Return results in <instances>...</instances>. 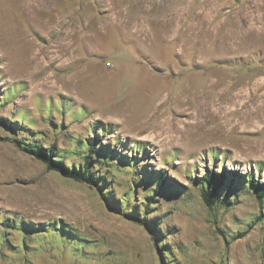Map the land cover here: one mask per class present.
<instances>
[{
    "label": "rangeland",
    "instance_id": "374dc122",
    "mask_svg": "<svg viewBox=\"0 0 264 264\" xmlns=\"http://www.w3.org/2000/svg\"><path fill=\"white\" fill-rule=\"evenodd\" d=\"M263 23L264 0H0V264H264ZM93 136L100 190L21 147L78 167ZM205 170L236 172L211 207Z\"/></svg>",
    "mask_w": 264,
    "mask_h": 264
},
{
    "label": "trees",
    "instance_id": "16d2710c",
    "mask_svg": "<svg viewBox=\"0 0 264 264\" xmlns=\"http://www.w3.org/2000/svg\"><path fill=\"white\" fill-rule=\"evenodd\" d=\"M5 127L10 128V122L3 121ZM100 140L97 136L87 137L85 139L86 144V152L82 156V162L78 167H76L73 163L70 165L65 164L62 160L57 159L55 156L56 146L55 144H50L47 147L32 145L29 143H24L22 145V149L28 154L32 155L38 160H41L48 170H54L59 172L62 176L71 178L78 182H83L88 184L91 187L96 188L97 190L101 189L102 178L93 170V164L98 161L106 162L111 160V156H104L101 158V155H98L99 149L103 144H101ZM100 145V146H99ZM101 153V152H100ZM101 159V160H100ZM120 159V158H119ZM234 174L236 172L231 171L230 173L221 172L216 173L214 170H205L202 174L201 180V188H200V196L205 203L206 206H213L218 199V196L221 192V188L225 185L227 181L229 183L234 182L236 178H234ZM157 184L153 188L152 193L145 196L146 202L142 205L143 214L145 215L142 219L146 218V214L151 207L153 200L156 195H158L165 184V177L160 175L157 177ZM250 187L253 189L255 197L258 200H262L264 198V183L259 181L250 180ZM137 183H135V188L137 187ZM128 198V196H126ZM127 198H123L127 201ZM114 212L120 213L119 208H113ZM142 223V222H140Z\"/></svg>",
    "mask_w": 264,
    "mask_h": 264
},
{
    "label": "bare ground",
    "instance_id": "6f19581e",
    "mask_svg": "<svg viewBox=\"0 0 264 264\" xmlns=\"http://www.w3.org/2000/svg\"><path fill=\"white\" fill-rule=\"evenodd\" d=\"M41 1V0H40ZM47 2H49V1H47ZM48 6V5H47ZM29 9V8H28ZM115 18V17H114ZM261 18V17H260ZM50 22V20L49 19H46V21L44 22V24L45 25H47L48 23ZM264 24V23H263ZM225 44V43H224ZM223 44V45H224ZM234 45H236V44H234ZM229 46H231L230 45V43H228V44H226V46H225V48L226 49H228V48H231V47H229ZM58 52H59V55H57V54H55L54 52H52L51 54L49 53V59H50V61H52V62H54V61H56L58 58H60V60H61V62H63V59H61V57L62 56H65V58L67 57L68 59H70V61H72L71 60V54L69 55V54H67V51H66V47H64L62 50H61V48L60 49H58ZM71 52H73V51H71ZM37 54V53H36ZM72 55H73V53H72ZM66 58V59H67ZM69 61V62H70ZM75 74H78V73H75ZM75 74H73V76L75 75ZM161 129L162 130H166L167 129V124H169V122H167L166 120H163L161 123ZM158 126H160V125H158ZM169 126H170V124H169ZM171 127V126H170ZM161 131V130H160ZM177 132V131H176ZM164 133H165V131H164ZM168 136V135H167ZM173 138V140H174V136L172 137ZM171 142V141H170Z\"/></svg>",
    "mask_w": 264,
    "mask_h": 264
}]
</instances>
